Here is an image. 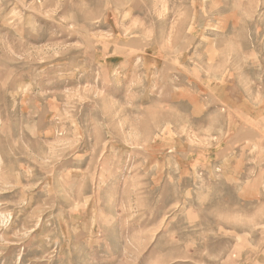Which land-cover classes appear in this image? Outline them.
Here are the masks:
<instances>
[{
  "label": "rangeland",
  "instance_id": "374dc122",
  "mask_svg": "<svg viewBox=\"0 0 264 264\" xmlns=\"http://www.w3.org/2000/svg\"><path fill=\"white\" fill-rule=\"evenodd\" d=\"M0 264H264V0H0Z\"/></svg>",
  "mask_w": 264,
  "mask_h": 264
},
{
  "label": "crops",
  "instance_id": "0c3cea01",
  "mask_svg": "<svg viewBox=\"0 0 264 264\" xmlns=\"http://www.w3.org/2000/svg\"><path fill=\"white\" fill-rule=\"evenodd\" d=\"M119 14H120V12H119ZM120 22L123 24V22H125V21L122 20V18H121ZM117 32H119L120 34L123 33V36H124V37L120 36V37L116 38L117 43H119V47H118L119 49L118 50H119L120 54L115 53V55L119 56L120 64L121 65L124 64L126 61V58H136L137 59L136 61H139V59H141L143 57L142 55L136 53L137 51H140V47H142L145 50L149 49V45L145 44V36L142 34V32L140 34H137V32L132 34L131 38H129V36L127 34V29L124 32H122V30L119 29ZM176 48L178 50H179V48H180V50H185V46L184 47L179 46ZM176 48H174V49L176 50ZM167 64L168 63H166V61H164L163 59L159 60V62L157 63L158 66H164ZM243 130L249 132L251 130V128L249 126H247V127H243Z\"/></svg>",
  "mask_w": 264,
  "mask_h": 264
}]
</instances>
